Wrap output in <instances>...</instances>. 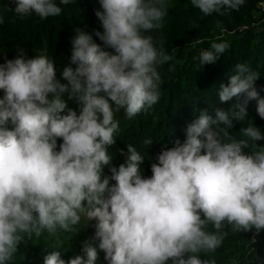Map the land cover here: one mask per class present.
Here are the masks:
<instances>
[{
  "label": "clouds",
  "instance_id": "clouds-1",
  "mask_svg": "<svg viewBox=\"0 0 264 264\" xmlns=\"http://www.w3.org/2000/svg\"><path fill=\"white\" fill-rule=\"evenodd\" d=\"M99 3L103 11L95 15L103 31L95 36L115 54L101 50L92 34L75 29L70 63L77 67L63 68L66 83L57 79L46 49L28 59L20 50L0 63V264L13 259L25 236L71 231L81 215L96 221L82 255L65 261L61 252L52 251L43 264H96L99 250L108 264H206L195 253L221 244L225 222L237 232L264 229V147L256 143L264 135L252 123L240 129L247 139L228 131L234 120L248 116L250 100H256V112L264 119V98L254 87L258 74L238 63L218 93L221 102L235 101L234 110L218 109L215 118L201 111L187 125L183 142L161 150L150 177L143 175L144 158L131 145L126 163L110 167V178L103 176L118 129L114 112L124 109L131 118L155 104L156 66L172 57L143 34L161 27L162 4ZM191 3L211 15L238 11L245 0ZM13 4L10 10L21 17L35 13L45 19L62 11L53 0ZM227 48V43H212L211 50L201 52L200 63H215ZM65 96L81 104L79 115L72 110L60 115ZM57 139L62 141L58 151ZM208 223L216 232L205 231Z\"/></svg>",
  "mask_w": 264,
  "mask_h": 264
},
{
  "label": "trees",
  "instance_id": "trees-1",
  "mask_svg": "<svg viewBox=\"0 0 264 264\" xmlns=\"http://www.w3.org/2000/svg\"><path fill=\"white\" fill-rule=\"evenodd\" d=\"M61 7V14L41 19L35 13L23 17L10 10L14 8L13 0H0V63L16 58L23 50V56L34 58L46 49L49 59L53 60L56 77L62 83L64 67H77L70 63L71 41L75 29H82L92 34L94 42L101 50L115 54L114 49L107 47L95 36V31H103L101 22L96 17L97 10L103 11L99 0H70L67 5L60 0H53ZM157 6L163 5L166 15L160 22L161 27L143 33L153 38L154 45L163 48L172 58L157 65L160 75L159 99L150 108L129 118L124 109L114 112L118 129L114 133V144L108 146L110 165L103 166V176L111 177L110 167H119L126 163L127 146L136 148L144 158L140 165L145 177L151 176V165L156 162L163 149L173 147L177 141L185 139L188 124L199 117L201 111L215 118L216 111H233L235 101L221 102L220 85L228 84L229 76L234 73L238 63L245 64L258 74L254 87L260 98H264V12L258 16L255 12L264 11V0H245L238 11L222 9L221 13L204 15L194 7L191 0H152ZM263 2V7L259 3ZM231 32V33H230ZM212 43H227L228 48L215 63L201 64L199 57L202 51L211 50ZM3 93L0 91V98ZM66 108L79 115L81 104L65 96ZM111 103V101H109ZM256 100L248 102L247 115L241 122L233 121V128L228 129L230 136L236 139H247L240 131L251 123L264 135V119L256 112ZM115 107V106H114ZM13 126L10 124L9 129ZM150 140L151 143H145ZM62 141L57 139V151ZM254 142L250 141L251 144ZM264 147V139L256 142ZM249 150L244 149L247 153ZM110 185L115 181L109 180ZM96 221H88L81 215L80 222L71 226V231L57 229L52 235L47 230L37 237L25 236L19 245L18 252L6 264H43L48 252L59 251L65 261L75 255H82L83 242L90 239L95 232ZM205 231L216 232L211 223ZM252 233L234 231L225 222L220 229L221 244L214 250H201L195 253L206 264H231L238 256L239 264H264V246L255 245L247 253L242 246ZM192 255V253H188ZM105 253L98 251L96 264H108ZM167 264H172L168 261Z\"/></svg>",
  "mask_w": 264,
  "mask_h": 264
},
{
  "label": "rangeland",
  "instance_id": "rangeland-1",
  "mask_svg": "<svg viewBox=\"0 0 264 264\" xmlns=\"http://www.w3.org/2000/svg\"><path fill=\"white\" fill-rule=\"evenodd\" d=\"M263 2L259 3V6L260 7H263ZM261 12H264L263 10L262 11H256L255 12V15H259ZM231 33V32H230ZM252 232L254 234V240L252 239L251 242H250V239L242 246L243 250L246 251L247 253L249 252V250L251 251L255 245H262L264 246V229L260 230L258 233L256 232L255 229H252ZM254 241V242H253ZM240 263V259L238 258V256L234 257L232 260H231V264H239Z\"/></svg>",
  "mask_w": 264,
  "mask_h": 264
},
{
  "label": "built area",
  "instance_id": "built-area-1",
  "mask_svg": "<svg viewBox=\"0 0 264 264\" xmlns=\"http://www.w3.org/2000/svg\"><path fill=\"white\" fill-rule=\"evenodd\" d=\"M254 238H255V237H254V234H253V232H252L251 235H250V238H249V239H250V242H251L252 239L254 240ZM254 241H255V240H254ZM254 241H253V242H254ZM251 243H252V242H251Z\"/></svg>",
  "mask_w": 264,
  "mask_h": 264
}]
</instances>
